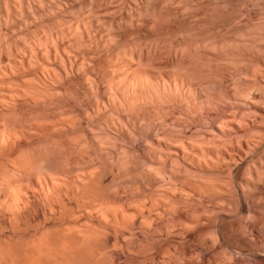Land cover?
I'll list each match as a JSON object with an SVG mask.
<instances>
[{
    "label": "bare ground",
    "instance_id": "1",
    "mask_svg": "<svg viewBox=\"0 0 264 264\" xmlns=\"http://www.w3.org/2000/svg\"><path fill=\"white\" fill-rule=\"evenodd\" d=\"M119 255L264 264V0H0V264Z\"/></svg>",
    "mask_w": 264,
    "mask_h": 264
},
{
    "label": "rangeland",
    "instance_id": "2",
    "mask_svg": "<svg viewBox=\"0 0 264 264\" xmlns=\"http://www.w3.org/2000/svg\"><path fill=\"white\" fill-rule=\"evenodd\" d=\"M120 256H121V257H120ZM127 258H128V257H126V255H123V256H122V255H119V256H117V259L115 260V263H116V264H120V263H121V264H127L128 262H126V261H130L132 257H130L129 260H128ZM133 258H134V257H133ZM125 259H127V260H125ZM134 259L138 261L137 257L134 258ZM139 259H140V258H139ZM135 260H134V261L131 260L132 262H134L133 264L136 263ZM119 261H120V262H119ZM131 261H130V263H132ZM125 262H126V263H125ZM136 264H137V263H136Z\"/></svg>",
    "mask_w": 264,
    "mask_h": 264
}]
</instances>
